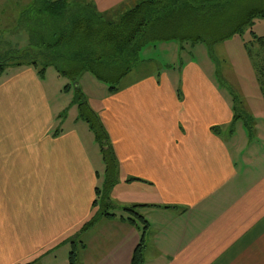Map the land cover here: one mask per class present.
I'll return each instance as SVG.
<instances>
[{
  "label": "crops",
  "instance_id": "obj_1",
  "mask_svg": "<svg viewBox=\"0 0 264 264\" xmlns=\"http://www.w3.org/2000/svg\"><path fill=\"white\" fill-rule=\"evenodd\" d=\"M18 1L3 0L1 13L13 15ZM93 1L104 12L125 0ZM257 22L264 18L242 34L249 31L242 46L254 52L251 34L264 36L253 31ZM234 37L210 47L201 43L211 61L206 66L215 58L218 72L214 48ZM170 42L177 41L153 45ZM180 44L183 50L200 43ZM167 72L146 74L117 91L122 78L101 108L117 160L109 200L118 209L109 219L94 218L105 164L88 125L76 117L63 121L55 104L61 92H51L33 67L4 70L0 264H69L73 249L76 264H130L142 238L122 219L121 209L131 206L141 207L136 211L148 225L143 264H264V118L255 123L241 102L253 120L248 132L244 117H234L235 94L219 74L196 63L189 61L180 76Z\"/></svg>",
  "mask_w": 264,
  "mask_h": 264
},
{
  "label": "trees",
  "instance_id": "obj_2",
  "mask_svg": "<svg viewBox=\"0 0 264 264\" xmlns=\"http://www.w3.org/2000/svg\"><path fill=\"white\" fill-rule=\"evenodd\" d=\"M262 18L264 0H125L104 12L97 10L93 0H33L17 19L16 28L25 33L27 46L9 50L17 53L0 61V75L13 65L31 66L39 76L47 67L54 66L60 75L73 83L89 72L97 80L112 84L110 92H114L120 80L136 65L137 54L143 45L175 40L211 46L242 35L254 20ZM251 36L257 51L246 49L262 67L258 83L264 95V36ZM76 88L78 120L85 122L95 135L105 164V192L102 195L101 188L96 190L98 201L95 200L93 205H98V211L94 218L111 219L113 211L118 209L109 200V192L117 182V160L100 119L88 106L78 84ZM233 101L235 119L244 117L245 127L252 132V118L241 111V102L236 97ZM139 208L121 209L128 214L123 221L138 228L142 234L130 264H143V235L148 225L137 213ZM92 223L90 221L82 229ZM68 262L76 264L74 249Z\"/></svg>",
  "mask_w": 264,
  "mask_h": 264
},
{
  "label": "rangeland",
  "instance_id": "obj_3",
  "mask_svg": "<svg viewBox=\"0 0 264 264\" xmlns=\"http://www.w3.org/2000/svg\"><path fill=\"white\" fill-rule=\"evenodd\" d=\"M2 1L3 0H0V4ZM32 3L33 0H19L18 5L15 8V13L11 16L10 11H4L2 13L0 11V61L7 59L8 57L15 56L17 52L14 50L10 52V49H20L22 46L27 44V37L25 33L22 30H18L16 27L20 8L25 4ZM15 4H17V2L13 1L10 6ZM251 27H253V25ZM253 31L258 35H264V22H257ZM249 38V31H246L241 37L235 36L231 40L215 46V54L219 57L217 62H220L218 72L215 58V60L211 58L214 61L213 63H215L214 65L206 66V61H210V59L207 56L208 50L206 46L201 43L195 45L193 49L191 48V45H184L183 50L181 49L179 41L161 43L163 45L155 44V46L153 43L145 44L140 48L137 54L136 65L126 75V77L121 80L117 86V91L134 80L146 76V74L155 75L160 73L161 70H169L167 73L171 77L176 75L180 76L178 74L182 72V68L189 61H191L196 63L205 73L219 74V82L223 81V83L227 86L228 91L235 94L237 100L242 102L243 106H247L246 112L250 114V116H253L256 123L257 118H264V95L260 90H258V87H252V85L257 84L259 86L258 75L261 74L262 67L258 64L259 61H255L254 57L242 46V41ZM208 47L210 46L208 45ZM188 54H191V56ZM188 57L190 60L186 61ZM39 69L41 68L39 67ZM40 77L44 78L45 83L51 92L56 90L61 92V96L55 98V104L57 109L62 112V119L66 122V124L74 122L75 117L76 120H78L79 102L77 101L76 84H78L79 90L88 106L96 113L99 119L101 117V108L104 101L110 97V94H112V92H110L112 84L97 80L89 72L81 75L78 78L77 83H73L67 77L60 75L54 66H49ZM237 86H239V90L245 92L246 94L239 93L237 91ZM250 109L255 112H252ZM250 116L248 115V117ZM261 132L262 131L260 130L257 131L258 134ZM91 133L95 139V135L93 132ZM254 134H256V132ZM107 136L112 145L108 133ZM97 146L99 148L98 144ZM100 181L102 183V177ZM101 191L103 195L105 192L104 184H101ZM125 217H128L127 213H125Z\"/></svg>",
  "mask_w": 264,
  "mask_h": 264
}]
</instances>
